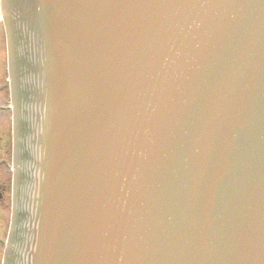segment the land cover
I'll list each match as a JSON object with an SVG mask.
<instances>
[{
    "label": "water",
    "instance_id": "water-1",
    "mask_svg": "<svg viewBox=\"0 0 264 264\" xmlns=\"http://www.w3.org/2000/svg\"><path fill=\"white\" fill-rule=\"evenodd\" d=\"M4 7L5 264H264V0Z\"/></svg>",
    "mask_w": 264,
    "mask_h": 264
},
{
    "label": "rangeland",
    "instance_id": "rangeland-1",
    "mask_svg": "<svg viewBox=\"0 0 264 264\" xmlns=\"http://www.w3.org/2000/svg\"><path fill=\"white\" fill-rule=\"evenodd\" d=\"M0 17H1V9H0ZM8 55L6 50V37L3 32L2 27V19L0 18V103L1 104H9V98H8V84L9 80H7V65H8ZM3 128L2 133L1 130ZM10 109L4 110L2 108L0 110V135H2V140L6 139L8 140L7 145L9 146L10 142ZM9 148V147H8ZM9 154L5 155V151L1 149L0 147V176H5V179L7 181L10 180L11 177V167L8 166V168L2 164L6 162L7 157ZM9 191L6 193L5 201L3 204H0V257L3 252V244L5 243L7 239V232H6V225L8 221V214H9ZM4 206V210L3 207ZM3 210V212H2ZM3 221V222H2Z\"/></svg>",
    "mask_w": 264,
    "mask_h": 264
},
{
    "label": "flooded vegetation",
    "instance_id": "flooded-vegetation-1",
    "mask_svg": "<svg viewBox=\"0 0 264 264\" xmlns=\"http://www.w3.org/2000/svg\"><path fill=\"white\" fill-rule=\"evenodd\" d=\"M6 105H7L6 103L5 104L4 103L3 104L0 103V110L2 108H4V110H8V108L6 107ZM2 131H3V128L1 130V132ZM2 133L5 134V132H2ZM9 137H10L9 138L10 139V142H9V146H8L7 145V143H8L7 138L4 139V140H2V135H0V147H1V149H3L5 151V155H7V154L10 155V152H11V130H10V133H9ZM8 157L6 159V162H8ZM6 162H4L2 164H4L8 168V165H7ZM10 190H11V178H10L9 181H7L5 179V176H0V204H3V202L5 201V197H6L7 191H9V196H11L10 195ZM9 201H10V197H9ZM2 207H3V210H4V206L3 205H2ZM3 210H2V212H3ZM0 213H1V211H0Z\"/></svg>",
    "mask_w": 264,
    "mask_h": 264
}]
</instances>
